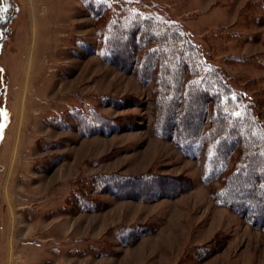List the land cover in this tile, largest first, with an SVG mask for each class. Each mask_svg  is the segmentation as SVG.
Masks as SVG:
<instances>
[{
    "label": "rangeland",
    "instance_id": "374dc122",
    "mask_svg": "<svg viewBox=\"0 0 264 264\" xmlns=\"http://www.w3.org/2000/svg\"><path fill=\"white\" fill-rule=\"evenodd\" d=\"M204 1L0 0V264H264V231L215 204L205 158L155 135L154 83L102 59L106 25L127 4L184 25L264 106V0ZM108 121L117 128L92 132ZM113 173L194 187L144 202L88 186ZM86 189L91 211L73 205ZM202 246L208 256L193 258Z\"/></svg>",
    "mask_w": 264,
    "mask_h": 264
},
{
    "label": "trees",
    "instance_id": "16d2710c",
    "mask_svg": "<svg viewBox=\"0 0 264 264\" xmlns=\"http://www.w3.org/2000/svg\"><path fill=\"white\" fill-rule=\"evenodd\" d=\"M103 7L90 4L98 17ZM123 8L127 12L122 18L106 25L103 61L135 73L144 85L154 83L155 135L174 142L189 158L204 157L203 183L215 204L264 231V106L233 88L230 77L208 61L184 25L133 11L127 4ZM117 126L108 121L92 132ZM88 186L119 199L151 202L176 198L194 183L148 173H113L95 175ZM72 198L83 211L96 208L87 189L75 191ZM125 238L130 245L133 240ZM209 251L208 246L196 247L191 256L202 260Z\"/></svg>",
    "mask_w": 264,
    "mask_h": 264
},
{
    "label": "crops",
    "instance_id": "0c3cea01",
    "mask_svg": "<svg viewBox=\"0 0 264 264\" xmlns=\"http://www.w3.org/2000/svg\"><path fill=\"white\" fill-rule=\"evenodd\" d=\"M204 2L206 3V1L203 0V3H204Z\"/></svg>",
    "mask_w": 264,
    "mask_h": 264
}]
</instances>
